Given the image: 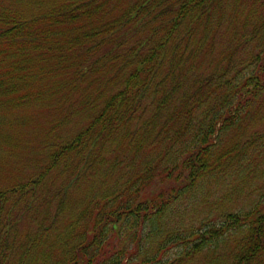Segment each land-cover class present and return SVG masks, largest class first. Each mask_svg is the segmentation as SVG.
I'll list each match as a JSON object with an SVG mask.
<instances>
[{"label": "trees", "instance_id": "obj_1", "mask_svg": "<svg viewBox=\"0 0 264 264\" xmlns=\"http://www.w3.org/2000/svg\"><path fill=\"white\" fill-rule=\"evenodd\" d=\"M22 7L33 10L25 15L0 0V122L7 108L61 106L82 95L80 110L94 116L78 134L52 139L33 177L0 190V264H127L136 251L113 245L127 222L161 219L194 187L231 182L238 166L264 159V149L239 158L264 130L219 140L248 118L242 106L257 109L253 123L264 117V0H33ZM155 178L159 186L175 182L169 197L149 195ZM94 180L80 209L60 198L52 221L15 246L19 236L10 234L19 221L46 215L53 197ZM55 183L58 189L48 187ZM219 216L220 224L211 212L190 232L180 262L232 238L229 264H264V197L246 212Z\"/></svg>", "mask_w": 264, "mask_h": 264}, {"label": "rangeland", "instance_id": "obj_2", "mask_svg": "<svg viewBox=\"0 0 264 264\" xmlns=\"http://www.w3.org/2000/svg\"><path fill=\"white\" fill-rule=\"evenodd\" d=\"M28 2L33 3V0ZM27 3L26 0H8L12 10L29 15L33 8H21L22 5ZM107 51L104 50L97 55L101 56ZM244 58L245 55H241V59ZM101 86L99 83L95 85L97 88ZM81 90L78 89L75 94L80 95ZM85 97V95H82L79 101L72 99L61 106L53 102H44L23 105L21 107L24 108L17 112L15 111L21 107L7 108L3 111L5 120L0 122V190L10 188L20 181L33 177L37 172L33 167L45 163V157L48 154L46 145L52 139L63 142L66 137L68 139L69 136L86 129L87 124L90 123L94 115L91 112L80 110L85 106ZM45 107H47L50 115L44 110ZM57 107L61 111L58 116H56L58 113ZM241 108L243 117L247 116L248 118L236 127L238 128L237 131L231 130L225 136L221 134L219 137L221 144L224 138L229 139L234 135L247 137V134L253 130H264V117H257L258 122H252V117L257 112L256 108L247 105ZM248 111L250 112L248 113ZM256 138L258 137L254 139ZM251 142L252 139L249 138L248 143L250 146L247 148V153L244 152L243 155H239V158L244 156V160H249L258 150L264 149V136L258 138L252 144ZM238 147H243V144L240 143ZM37 157H39V160L35 161ZM164 167L165 163L161 164L158 167L159 171H164ZM243 170L245 171L243 172ZM55 172L53 171L50 177H53ZM234 173V179L231 182H221L218 185L203 186L199 189L194 187L190 192L191 194L175 201L171 198L168 203L174 202L169 207L164 208L161 219L145 221V218L139 216L138 219L136 217L131 219L121 228L120 236L113 238V245L118 248L125 247L124 250L136 251L137 255L131 254L132 258L129 259L127 264H142L143 262L148 264H229V255L235 246L232 238L218 240L211 247L206 248L194 257L186 261H180L184 259L181 253L186 250L187 243L185 240L189 237L190 232L210 219L211 212L216 215L214 224L218 225L222 220V217L219 216L221 213L246 212L255 202L264 197V159L259 160L258 163L250 162L246 166H238ZM96 181H92L93 184L91 185L84 184L81 188L72 191H70V187L64 195L53 197L54 201L51 202L46 215L40 216L37 214V217L33 220L29 216L19 221V226L13 229L10 234L19 236L15 246L21 244L22 239L20 237L23 234H35L38 226H47L52 221L60 198L68 199L67 205L71 211L80 209L82 203L87 201L90 189L96 187ZM169 181L163 186H159L156 178L153 179L147 188L149 195L152 191L162 190L163 197H169L172 188L176 186L175 182L171 183L173 180ZM70 183L71 180H68L66 184L69 185ZM48 187L51 189L56 187V190L60 185L55 183ZM42 196L44 199L51 197L46 194H42ZM44 201L41 200L40 203L44 204ZM67 217L59 219L63 228H65ZM13 257H16L17 261L19 260L15 252Z\"/></svg>", "mask_w": 264, "mask_h": 264}]
</instances>
